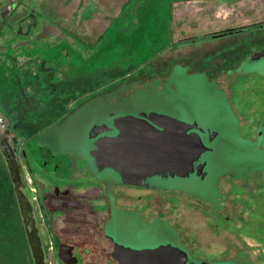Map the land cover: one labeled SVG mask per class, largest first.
I'll use <instances>...</instances> for the list:
<instances>
[{
    "label": "rangeland",
    "instance_id": "1",
    "mask_svg": "<svg viewBox=\"0 0 264 264\" xmlns=\"http://www.w3.org/2000/svg\"><path fill=\"white\" fill-rule=\"evenodd\" d=\"M260 24L264 0H0V119L7 126L25 114V124H31L16 135L36 180L84 184L44 177L43 161L49 168L68 161L73 172L89 166L106 186H97L96 193L111 197L109 229L121 240L182 245L188 240L170 222L144 225L115 207L112 194L120 175L95 171L90 131L141 113L197 121L218 133L213 151L202 156L208 176L155 177L159 192L183 193L216 210L224 176L261 184L264 59L251 58L264 49ZM234 28L243 31L211 37ZM54 110L64 117L51 122ZM85 180L99 184L91 176ZM262 211L264 202L259 217ZM7 245L0 240L5 253L0 264H11Z\"/></svg>",
    "mask_w": 264,
    "mask_h": 264
},
{
    "label": "flooded vegetation",
    "instance_id": "2",
    "mask_svg": "<svg viewBox=\"0 0 264 264\" xmlns=\"http://www.w3.org/2000/svg\"><path fill=\"white\" fill-rule=\"evenodd\" d=\"M262 26L264 24L259 25ZM239 31L242 32L243 29H226L211 37L231 35ZM7 75L11 78L9 74ZM56 113V110L52 112L51 122L55 118L64 117ZM24 116L25 114L12 120L7 126L0 119V135L7 139L15 153L17 167L22 177L21 189L29 205L24 220L10 176L17 205L16 230L22 236L20 243L11 244L16 248L15 252L8 246L6 254L11 264H35L28 236L32 233L38 235L46 264H121L114 256L117 244L132 250L171 245L186 252L188 261L193 264H264V211L263 216L259 217L264 202V196L260 194L264 189V182L254 186L252 180H249L245 185L242 180L234 179L232 176L228 179V176H224L218 185L221 194L219 205L214 210L211 205L201 203L198 198L183 193L176 194L165 190L159 192L158 187L152 183L155 177L167 179L175 177L153 176L138 185L126 183L120 176V184L114 186L112 194L118 210L130 213L144 225H151L158 219L168 221L188 240L182 245L170 241L155 245H135L121 240L110 231L109 224L113 219L111 197L104 191L96 193L94 189L97 186L103 188L106 186L101 185L89 166L80 168L79 172H73V166L68 161L55 162L52 168L47 167L48 162L43 161L40 165L44 177L49 175H54L57 179L66 177V180L70 178L74 181L83 180L84 184L74 186L65 184L62 187L50 181L36 180L33 169L25 158L26 153L21 149L20 139L16 135L31 127V124H25ZM195 123L197 128L192 132L199 134L205 146L210 149L209 152H212V144L218 133L204 129L197 121L189 124ZM106 125L112 127L111 124ZM248 126L246 125V128L251 132L253 129ZM262 127L264 128V122ZM262 134L263 131L258 132L259 136ZM89 135L92 157L91 151L100 136L93 138L91 133ZM109 135L115 136L117 132H109ZM0 154L2 155L1 151ZM47 155L49 158H57L49 155V152ZM2 157L5 162L3 155ZM39 157H42L41 153ZM92 165L98 174L105 170L98 167L93 157ZM194 165L196 170L193 173L178 178L196 177L205 180L208 176L207 161L201 157ZM87 176L98 180L99 184L89 185L86 180L84 181ZM189 238L193 241L190 242ZM18 247L25 249V252L17 251ZM4 254L0 250V260Z\"/></svg>",
    "mask_w": 264,
    "mask_h": 264
},
{
    "label": "water",
    "instance_id": "3",
    "mask_svg": "<svg viewBox=\"0 0 264 264\" xmlns=\"http://www.w3.org/2000/svg\"><path fill=\"white\" fill-rule=\"evenodd\" d=\"M264 58V49L256 52L253 60ZM197 124H189L158 113L118 117L112 127L104 124L91 130L93 138H100L91 155L102 170L116 171L126 183L141 185L153 176L185 177L193 173L195 162L210 151L201 136L192 132ZM117 135L110 136L109 132ZM0 151L4 156L20 211L26 220L29 205L22 192V177L15 153L7 139L0 135ZM35 264H46L37 233L29 234ZM114 256L121 264H193L186 252L164 245L140 250L116 245Z\"/></svg>",
    "mask_w": 264,
    "mask_h": 264
},
{
    "label": "trees",
    "instance_id": "4",
    "mask_svg": "<svg viewBox=\"0 0 264 264\" xmlns=\"http://www.w3.org/2000/svg\"><path fill=\"white\" fill-rule=\"evenodd\" d=\"M0 156L4 162L1 154ZM2 166H0V240L3 244L8 243L7 246H11L20 243L22 236L16 230L17 205L11 178L5 162L4 167Z\"/></svg>",
    "mask_w": 264,
    "mask_h": 264
},
{
    "label": "crops",
    "instance_id": "5",
    "mask_svg": "<svg viewBox=\"0 0 264 264\" xmlns=\"http://www.w3.org/2000/svg\"><path fill=\"white\" fill-rule=\"evenodd\" d=\"M0 41H3V40L0 38ZM5 41L7 42V40H5ZM22 44H25V45H26V44H27V42H26V43H23V42H22Z\"/></svg>",
    "mask_w": 264,
    "mask_h": 264
}]
</instances>
